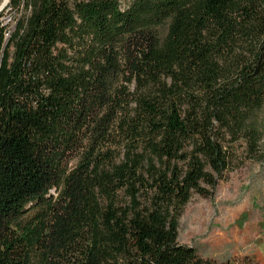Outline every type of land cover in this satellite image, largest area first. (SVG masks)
<instances>
[{
    "label": "trees",
    "instance_id": "obj_1",
    "mask_svg": "<svg viewBox=\"0 0 264 264\" xmlns=\"http://www.w3.org/2000/svg\"><path fill=\"white\" fill-rule=\"evenodd\" d=\"M9 5L21 16L10 35L0 21V264H252L177 238L234 144L258 152L264 0Z\"/></svg>",
    "mask_w": 264,
    "mask_h": 264
},
{
    "label": "rangeland",
    "instance_id": "obj_2",
    "mask_svg": "<svg viewBox=\"0 0 264 264\" xmlns=\"http://www.w3.org/2000/svg\"><path fill=\"white\" fill-rule=\"evenodd\" d=\"M9 1L0 0V21L11 33L21 13ZM257 119L262 132L257 154L246 155L245 143H235L224 180L211 196L193 194L182 210L178 242L202 259L264 264V104Z\"/></svg>",
    "mask_w": 264,
    "mask_h": 264
},
{
    "label": "bare ground",
    "instance_id": "obj_3",
    "mask_svg": "<svg viewBox=\"0 0 264 264\" xmlns=\"http://www.w3.org/2000/svg\"><path fill=\"white\" fill-rule=\"evenodd\" d=\"M8 1H9V0H4V2H6V3H7Z\"/></svg>",
    "mask_w": 264,
    "mask_h": 264
},
{
    "label": "water",
    "instance_id": "obj_4",
    "mask_svg": "<svg viewBox=\"0 0 264 264\" xmlns=\"http://www.w3.org/2000/svg\"><path fill=\"white\" fill-rule=\"evenodd\" d=\"M4 4H5V3H3V5H4ZM3 5H2V6H3ZM9 34H10V33H9Z\"/></svg>",
    "mask_w": 264,
    "mask_h": 264
}]
</instances>
